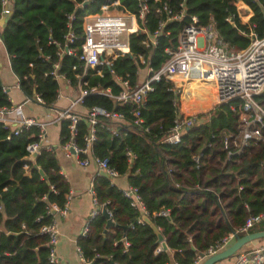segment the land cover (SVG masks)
Wrapping results in <instances>:
<instances>
[{
    "label": "trees",
    "instance_id": "16d2710c",
    "mask_svg": "<svg viewBox=\"0 0 264 264\" xmlns=\"http://www.w3.org/2000/svg\"><path fill=\"white\" fill-rule=\"evenodd\" d=\"M83 1L11 0L10 13L3 22L0 37L9 55L11 72L19 79V90L24 97L31 98L33 93H38L46 107L54 101L57 84L49 75H44L49 64L41 62L38 50L43 53L53 50L52 46H47L48 37L61 40L66 14H73L72 28L79 32L81 16L95 12L102 0H95L84 8L77 6ZM166 1L171 11L183 10L184 13L181 20L165 25L168 35L158 36L151 50L140 44L142 35L129 37L131 53L149 56L154 68L165 59L164 47L175 44L179 30L189 21L190 15L196 16L201 24L212 21L219 38L229 49L244 48L248 42L247 27L237 16L234 6L237 1L251 10L248 22L251 29L257 36H264V0ZM149 3L152 14L148 30H151L161 15L153 13L157 4L151 0ZM228 17L231 23L226 21ZM75 62L72 57H63L61 71L71 76L67 69ZM112 68L118 75L128 73L133 81L135 65L131 58H117ZM95 82L102 87L109 86L113 93L119 90L106 69L102 77L90 78V85ZM169 87L167 82L160 80L147 95L140 109L147 131L127 120L97 118L91 153L105 158L118 175L126 173L125 150L134 153L127 181L137 188L143 211L131 207L108 176H96L93 183L96 200L117 226L102 233L105 219L100 212L91 219L88 233L76 240V247L88 264H166L171 260L190 264L197 254L240 227L247 216L264 211V122L259 128L260 137L249 139L240 153L228 159L222 140L229 134L237 135L241 129L237 113L229 107H236L239 100L232 99L218 104L207 115L199 116L200 123L183 130L179 143L168 144L162 138L172 125L178 102V93ZM1 88L0 78V107L9 106L7 94ZM211 89L209 84H188L184 110L208 108L213 99L209 93ZM255 99L264 100V92ZM93 105L121 111L126 118L132 107L131 104L114 106L109 98L100 95L83 98L82 104L74 109L79 115L75 137L78 145L82 144V136L87 132L85 111ZM109 128L117 130V134L112 135ZM36 133L33 127L14 135L0 125V264H51L47 260L45 236L39 233V227L50 220L51 214L45 210L48 204L58 208L64 206L69 185L59 173L54 152L41 151L33 163L23 160L24 148L36 140ZM59 135L63 142L67 136L66 121L60 122ZM199 152H203L204 157L196 168L192 155ZM23 165L27 166L26 170ZM167 168L171 169L170 173ZM175 183L179 186L175 187ZM160 209H168V216L153 215ZM142 215L160 232L165 246L177 250L172 257L164 250L153 253L158 245L156 236L142 220ZM139 218L142 224L137 222ZM122 238L128 246L123 244Z\"/></svg>",
    "mask_w": 264,
    "mask_h": 264
},
{
    "label": "built area",
    "instance_id": "2783aa9c",
    "mask_svg": "<svg viewBox=\"0 0 264 264\" xmlns=\"http://www.w3.org/2000/svg\"><path fill=\"white\" fill-rule=\"evenodd\" d=\"M151 2L157 4L153 13L161 15L154 21L151 30H148L149 15L152 14L149 0H102L95 12H87L81 16L79 32L72 28L73 14L65 15V32L61 40L57 41L48 37L47 46H52L53 50L43 53L39 49L37 55L42 63L49 64V69L44 75H49L57 84L54 101L46 107L41 96L33 93L32 97L26 98L24 102L0 107V125L12 134L16 135L33 127L37 129L36 140L26 144L24 148L26 152L24 157L31 153H36L37 157L41 151L53 152L52 146L47 143V127L52 124L60 125V122L66 121L67 136L63 142L60 137L58 144L64 156H73L79 166H85L91 160L98 170L109 178L117 176L118 173L108 165L105 158H99L91 153V145L95 139V125L98 123L97 118L103 117L113 121L127 120L132 125L147 131L148 127L143 126L140 109L147 95L153 90V85L160 80L167 82L170 85L169 89L178 93L177 109L171 127L162 138L163 142L179 143L183 130L200 123L199 116L207 115L218 104L227 103L232 99L239 100L236 107L231 105L229 107L237 113L241 129L237 135L229 134L222 140V147L228 159L240 153L249 139L260 137L259 128L264 122V100L259 102L255 97L264 92V36H257L251 29L248 23L251 15L245 22H241L247 27L245 33L248 39L247 45L235 51L229 49L226 43L219 38L212 21L201 24L196 16H188L189 21L179 30L175 44L164 47L163 53L166 57L158 68H154L149 56L146 57L140 52L131 53L129 37L133 34L142 35L140 44L144 49L151 50L156 46L158 36L168 35V31L164 30L165 25L170 21L181 20L184 13L183 10L171 11L166 0H151ZM77 6L81 7V4ZM10 7L11 0H0V21L4 22L8 18ZM226 21L232 22L229 17ZM0 46L5 51L10 67L9 55L3 46L1 37ZM125 56L131 58L135 65L133 81L130 80L128 73L118 75L112 68L117 58ZM63 57H72L76 60L67 69L71 76L67 74V71H61ZM103 69L108 71L111 80L119 87L116 93H113L109 86L102 87L99 82L89 84L91 77H102ZM13 76V87L19 89V79L14 74ZM188 83L211 85L213 99L210 104H214L207 113L182 110L181 97ZM1 89L4 93L8 92L5 86ZM90 95L109 98L114 106L122 107L131 104L132 107L127 118L123 112L114 109L105 110L96 105L87 108L85 111L88 122L87 132L82 136V144L78 145L75 137L78 132L76 124L79 115L74 112V109L82 104L83 98ZM27 101L47 108L48 112L41 118L24 115L22 107ZM60 101L64 103L61 104ZM109 132L114 136L117 134L114 128H109ZM125 156L127 173L134 162L135 155L126 149ZM202 157H204L203 152L192 155L196 168ZM23 168L26 170L27 166L23 165ZM170 172L171 169L167 168V173ZM174 186L178 187L179 184L175 183ZM240 189L241 186H238V190ZM119 190L121 195L129 200L131 207L143 211L142 201L136 187L129 185ZM90 192L94 207L84 222L81 236L88 233L89 222L104 207L96 200L93 184H90ZM45 210L46 213L51 214V217L47 223L40 225L39 233L45 236L44 245L47 248L48 262L59 264L56 255L59 232L55 214L63 215L65 207L58 208L54 204H48ZM107 213L110 217L108 211ZM168 213V209H160L153 215L167 217ZM39 218L38 216L36 220ZM261 220H264V211L247 216L240 227L208 246L202 252L204 258L223 250L231 244L235 236L247 232ZM137 222L143 223L140 218ZM121 240L125 246H128L125 239ZM157 244L153 251L154 254L162 250L167 251L169 255L177 252L174 248H163L160 243ZM76 252L80 261L88 264L78 247H76ZM201 260L197 254L190 264H199ZM166 264L177 263L171 260ZM231 264H264V244L247 252L236 253Z\"/></svg>",
    "mask_w": 264,
    "mask_h": 264
},
{
    "label": "crops",
    "instance_id": "0c3cea01",
    "mask_svg": "<svg viewBox=\"0 0 264 264\" xmlns=\"http://www.w3.org/2000/svg\"><path fill=\"white\" fill-rule=\"evenodd\" d=\"M234 6L236 8L237 16L240 22H245L251 15V10L249 7L242 1L235 2ZM240 13H243V15ZM2 26L3 21H0V30ZM0 78L2 81V86L8 88V92L6 94L12 106L26 100V97H24L20 90L13 87L14 76L10 70V67L8 66L6 54L2 46H0ZM181 99V107L182 110H184V94ZM59 103L62 104L64 102L60 101ZM200 111L202 110H195L193 112ZM47 112L48 110H44L43 107L31 101L25 102L24 106L22 107V113L26 116L41 118ZM59 133V124H52L47 127V143L52 146L54 150L53 152L59 165V173L64 177L69 185L68 194L66 195V201L64 203L65 213L63 215L58 213L55 214V220L59 232L58 241L56 244V255L59 264H85L78 258L76 252V240L79 236H81L80 234L84 222L87 219L89 212L94 207L92 203V194L90 192V184H93L96 176L101 174L100 170H98L97 166L91 160H89L85 166H79L73 156H64L62 151H60L58 148V144L60 142ZM110 182L118 189L129 186L127 181V173L110 178ZM262 230H264V221L253 225L245 233H239L238 236ZM263 244L264 238L252 240L244 244L240 248L239 251L241 252L239 253L250 251ZM170 256L172 257L173 255ZM233 256L221 260L215 264H231ZM201 262L202 260L200 263Z\"/></svg>",
    "mask_w": 264,
    "mask_h": 264
},
{
    "label": "water",
    "instance_id": "95a60500",
    "mask_svg": "<svg viewBox=\"0 0 264 264\" xmlns=\"http://www.w3.org/2000/svg\"><path fill=\"white\" fill-rule=\"evenodd\" d=\"M95 0H85L81 3V7L84 8L86 5L90 4L91 2H94ZM36 158V153H31L27 155L26 157L23 158L24 161H29L31 163L34 162ZM34 168H36L33 165ZM38 172L41 174V171L38 170ZM101 175L106 176L103 172H100ZM101 216L105 219V224L102 233H104L108 228L115 227L117 226L109 217L106 209L104 207L101 208L100 210ZM142 220L147 223L151 229L153 230L155 236H156V243H160L163 248H165V243L163 241V237L160 234V232L153 226V224L150 223L149 219L145 216L142 215ZM264 220H261L260 222H263ZM259 238H264V230L262 231H257V232H250L241 236H235L234 241L224 248L223 250L212 254L206 258H204L203 253H199V257L202 259V262L200 264H215L221 260L227 259L231 257L233 254H235L244 244L255 240ZM44 247V246H43ZM89 264H92L90 262Z\"/></svg>",
    "mask_w": 264,
    "mask_h": 264
},
{
    "label": "bare ground",
    "instance_id": "6f19581e",
    "mask_svg": "<svg viewBox=\"0 0 264 264\" xmlns=\"http://www.w3.org/2000/svg\"><path fill=\"white\" fill-rule=\"evenodd\" d=\"M240 14H241V13H240ZM241 15H243V13H242ZM188 84H191V83H188ZM188 84H187V85H188ZM187 85H186V86H187ZM186 86H185V88H184V91H183V93H182V96H183V94H184L185 91H186ZM209 93H210L211 97L213 98L212 89L210 90ZM181 98H182V97H181ZM181 100H182V99H181ZM204 109H207V108H204V107H193V108H192V112L195 111V110H204ZM183 111H184V110H183ZM184 112H185V111H184ZM196 113H201V112H196Z\"/></svg>",
    "mask_w": 264,
    "mask_h": 264
},
{
    "label": "rangeland",
    "instance_id": "374dc122",
    "mask_svg": "<svg viewBox=\"0 0 264 264\" xmlns=\"http://www.w3.org/2000/svg\"><path fill=\"white\" fill-rule=\"evenodd\" d=\"M241 14H242V13H241ZM213 104H214V103H211V104L209 105V107H208V109H207V110H202V111H200V112H201V113H202V112H206V113H207V111L209 110V108H211V107L213 106ZM41 109H42V108H41ZM44 110H46V111H47V108H44ZM239 250H240V249H239ZM239 250H238L236 253H239V252H241V251H239ZM236 253H235V254H236ZM235 254H233V255H235ZM233 255H232V256H233Z\"/></svg>",
    "mask_w": 264,
    "mask_h": 264
}]
</instances>
